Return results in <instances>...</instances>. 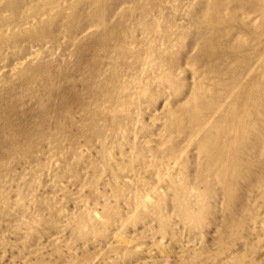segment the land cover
Segmentation results:
<instances>
[{
  "label": "rangeland",
  "instance_id": "obj_1",
  "mask_svg": "<svg viewBox=\"0 0 264 264\" xmlns=\"http://www.w3.org/2000/svg\"><path fill=\"white\" fill-rule=\"evenodd\" d=\"M0 264H264V0H0Z\"/></svg>",
  "mask_w": 264,
  "mask_h": 264
},
{
  "label": "bare ground",
  "instance_id": "obj_2",
  "mask_svg": "<svg viewBox=\"0 0 264 264\" xmlns=\"http://www.w3.org/2000/svg\"><path fill=\"white\" fill-rule=\"evenodd\" d=\"M218 3V2H217ZM10 96V95H9ZM16 101V100H15ZM14 102V101H13ZM15 103V102H14ZM11 106V105H10ZM5 108V107H4ZM11 108V107H10ZM3 109V108H2ZM26 112V111H25ZM19 113V112H18ZM32 113H33V111H32ZM42 113V112H41ZM25 114V113H24ZM29 114V113H28ZM21 115V114H20ZM34 116H36L35 114H34ZM24 117V116H23ZM7 119V118H6ZM11 121V120H10ZM27 121V120H26ZM31 121V120H30ZM193 121V120H192ZM17 122V121H16ZM42 122V121H41ZM44 122V121H43ZM2 123V122H1ZM29 123V122H28ZM4 124V123H3ZM27 124V123H26ZM31 124V123H30ZM38 124H40V123H38ZM43 124V123H42ZM22 125V124H21ZM35 125V124H34ZM8 126V125H7ZM17 127V126H16ZM4 128V127H3ZM9 128V127H8ZM10 129V128H9ZM22 129V128H21ZM19 131V130H18ZM23 138V137H22ZM14 139V138H13ZM217 141V140H216ZM17 142V141H16ZM217 154H218V152H217ZM210 155V154H209Z\"/></svg>",
  "mask_w": 264,
  "mask_h": 264
}]
</instances>
